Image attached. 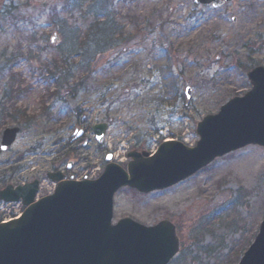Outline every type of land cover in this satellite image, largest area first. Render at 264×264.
<instances>
[{"label": "rangeland", "instance_id": "obj_1", "mask_svg": "<svg viewBox=\"0 0 264 264\" xmlns=\"http://www.w3.org/2000/svg\"><path fill=\"white\" fill-rule=\"evenodd\" d=\"M92 1L0 0V136L20 128L0 152V188L37 177L44 193L56 163L75 161L72 173L97 178L108 152L125 168L129 151L153 153L160 139L194 145L196 124L244 95L246 72L264 66V0H233L217 10L193 0H109L104 11L117 29L111 41L70 69L60 63L73 37L88 30ZM97 123L108 125L101 144L90 130ZM78 126L85 145L71 143ZM263 215L264 148L249 145L169 189L119 190L113 222H172L180 250L169 264H237Z\"/></svg>", "mask_w": 264, "mask_h": 264}, {"label": "water", "instance_id": "obj_2", "mask_svg": "<svg viewBox=\"0 0 264 264\" xmlns=\"http://www.w3.org/2000/svg\"><path fill=\"white\" fill-rule=\"evenodd\" d=\"M229 1L194 3L217 8ZM56 40L53 36L51 43ZM246 75L250 90L199 121L193 147L171 140L160 143L151 156L134 150L127 154L125 169L108 153L104 171L94 180L61 181L59 173H49L56 189L37 202L36 180L0 190V200H21L26 207L19 219L0 224V264H167L179 251L175 226L168 220L146 226L131 218L112 224L114 194L124 187L140 193L164 190L230 152L247 145L264 147V67H254ZM184 96L187 104L188 85ZM106 128V123L91 127L98 143ZM18 132L16 126L3 130L1 151L12 145ZM82 134L75 129L72 140ZM237 264H264V216Z\"/></svg>", "mask_w": 264, "mask_h": 264}, {"label": "trees", "instance_id": "obj_3", "mask_svg": "<svg viewBox=\"0 0 264 264\" xmlns=\"http://www.w3.org/2000/svg\"><path fill=\"white\" fill-rule=\"evenodd\" d=\"M121 1L127 2V0ZM89 8H91L89 11H94V18L89 23L88 30L83 34V36L80 37L77 33V35L73 37L71 46L67 49V54L61 61V65H67L69 68L83 65V57H85V55H89V58H92L91 54L95 55V53L98 52L103 45L110 42L113 34L117 30L115 29L116 23L114 20V15L109 14L108 11H104L107 9L110 10L112 8V3L109 5V0H94L91 2V6ZM101 15H104L106 17L104 21H100ZM55 16L57 17V13L55 14ZM75 58H79V61H77L76 63L72 62V64L68 62V60H73ZM55 66L56 68H58V65ZM65 83H67L65 79L58 81L59 86H62ZM76 86L77 84L70 87V89L74 91V93L77 91Z\"/></svg>", "mask_w": 264, "mask_h": 264}, {"label": "flooded vegetation", "instance_id": "obj_4", "mask_svg": "<svg viewBox=\"0 0 264 264\" xmlns=\"http://www.w3.org/2000/svg\"><path fill=\"white\" fill-rule=\"evenodd\" d=\"M49 171H51V172H58L59 171L61 173L60 175L63 176V178H65V179H68L70 176H72L73 179L78 180L77 174L72 173L71 170H67L65 167H63L59 163H56V165H54ZM12 184H13V186L19 185L18 183H12Z\"/></svg>", "mask_w": 264, "mask_h": 264}]
</instances>
